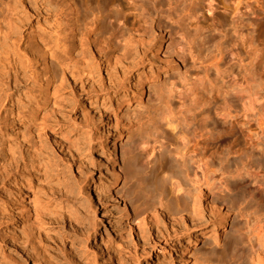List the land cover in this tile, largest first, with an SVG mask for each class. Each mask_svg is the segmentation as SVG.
Here are the masks:
<instances>
[{
    "label": "rangeland",
    "instance_id": "obj_1",
    "mask_svg": "<svg viewBox=\"0 0 264 264\" xmlns=\"http://www.w3.org/2000/svg\"><path fill=\"white\" fill-rule=\"evenodd\" d=\"M118 1L134 22L131 34L89 26L93 9L107 0H0V264H180L194 232L184 264H251L247 246L256 241L248 238L264 230V198L252 186L248 200L212 187L203 200L222 203L226 228L208 237L215 230L208 211L201 223L180 221L191 183L180 158L168 155L172 147L157 140L206 125L217 145L207 142L215 152L213 182L224 175L244 184L246 171L264 170V5L192 0L191 59L166 13L158 28L135 19L132 6L143 0ZM174 53L183 62L158 71L175 68ZM194 94L200 106L190 104ZM243 98L256 101L254 113ZM168 103L172 113L161 120L158 110ZM115 138L122 170L116 191L128 218L96 192ZM144 147L152 152L147 159ZM164 207L178 216L177 227L161 217Z\"/></svg>",
    "mask_w": 264,
    "mask_h": 264
},
{
    "label": "bare ground",
    "instance_id": "obj_2",
    "mask_svg": "<svg viewBox=\"0 0 264 264\" xmlns=\"http://www.w3.org/2000/svg\"><path fill=\"white\" fill-rule=\"evenodd\" d=\"M248 1L250 2L253 1L254 5H256L257 8L259 9L260 7L264 5V0H248ZM192 5H193L192 0H163L162 3H160V1L157 2L156 0H143L141 4L139 5L135 4L132 7L134 8V12L137 13L136 15L139 16V18H135L137 22L143 23V24L148 23L149 25L151 23V25H157V27L160 25L159 18H161L164 15V13H166L165 15L170 20V22L171 21L175 22L178 25L176 34L181 37L180 41L183 42L184 44V46L183 45L182 46L186 48V50L188 51L192 59L193 42L191 40L193 38L191 40L189 39L190 33H188L189 32L188 25H187L188 22L186 23L187 19L188 20L190 19ZM124 8L126 7H124L123 3L119 2L118 0H107L104 6L102 7L97 6L96 9H93V11H95L96 13H94L93 11L91 12L92 18L89 20L88 24L91 28L96 29V30L100 28L105 29L106 27V30H105L106 32L111 30L112 32L117 31L118 34H123V32L126 31L128 34H131L133 31V28L132 27L130 28L129 26H133L134 22L128 20V16L123 11ZM75 13L76 12L74 10L73 15ZM103 34L104 33L102 32L101 35ZM187 35H188V39H187ZM160 41L161 39L155 40L156 42V50L154 52L155 55H157L158 52H160V47H161ZM105 44H107L106 39H105ZM98 46L99 47L97 49L99 52H104L107 48L106 47L107 45L98 44ZM181 50L182 49L180 48L179 52ZM180 53H174V55L172 56L170 64H173V67L175 68L161 67L162 69H159L158 71L165 72L168 70V68H170V70L176 69V66L178 65V63L183 62L182 54ZM141 62H142V59L137 58L134 61L133 66H136L137 64ZM153 79L154 77H150L148 81L152 82ZM143 93H144V89L142 88L139 96L141 97ZM192 101L193 102H190V104L194 103V104H198L199 106L201 104V101L196 94L193 95ZM255 103L256 101L251 98H243L242 100L243 108L248 113H254ZM171 108L172 107L169 105V103L162 105L159 108L158 115L161 116V120H166L168 116L171 115L172 113ZM176 125H174L173 123L171 124L170 122L168 126L174 128ZM181 128L182 129L178 131L177 136L174 137L173 140L169 139L168 136L160 137L157 140V143H160L161 146H165V148L172 147V149L168 151L169 153L168 155L169 156L173 155L175 157L180 158L182 162V167L185 169L184 172H182L185 176L184 179H188L191 183V190L193 193L191 194L190 192V196H186L188 197L189 204L187 202L186 203L187 205L186 204H185L186 206L184 205L185 206L184 210L182 209L183 216L180 217V221L181 222H185L188 220L191 222L200 221L201 223L202 222L201 219H202L204 212L208 211L210 213V217L212 221L215 222L214 223L215 230L213 231L212 234H209L208 237L223 234L226 228V212H224L223 210L222 203H219L218 199H215L216 197L214 199H210V201L205 203V201L203 200L204 197H206L207 195L209 196L210 195L209 193L213 191L211 188L214 186H217L218 187L216 188L218 189L217 195L228 193V192L230 193L236 192L238 196L241 197L242 200H246V199L248 200L252 198L253 196H252V193L247 191V188L252 186L253 190L257 191L260 195V198L263 199L264 198V170L246 171L244 175L247 176V182L245 183L243 182L244 184H238V185H236V183L230 184L229 180L225 179L226 177L223 178L224 177L223 174H222L223 177L221 180L217 182H213L211 178V174H213L214 172H212V169H211L212 168L211 157L214 155L215 152L209 154L208 147L212 145L213 147L216 148L217 145L214 146L213 142L210 140V137L212 136L211 130L208 129L206 125H203L200 130H192V129L190 130V129H187L188 127L187 128L181 127ZM156 131L158 130L156 129ZM96 136L97 137L100 136V132L97 130H96ZM246 139L251 143V145H253L252 136L248 135L246 136ZM117 140L118 138H115L113 140L111 147L108 149L109 156L108 158H104L103 166L106 172L104 174H101V177L99 179V185L96 188V192L100 194L106 193L109 199L116 202L120 206L122 217L128 218L130 215V212H129V208L127 207L126 201L121 200V198L118 197V193L116 191V184L122 178V170L119 167V145L117 144ZM207 142H209L210 145H207ZM203 143H205L206 146H203ZM219 144H221V142ZM142 145L143 146L146 145V142L140 141L138 144H136V146H139L141 148H142ZM144 148H145L144 149L145 151L143 153V156L147 159L151 156L152 152L148 150L149 148L148 149L146 147ZM219 148H220V145L217 149ZM222 151H225V149H223ZM177 176H179V174H177ZM174 177H175L174 175L170 177L172 181H174L172 182V188L177 193H181L182 191L181 184L180 182L178 183L177 180L174 179ZM237 179L242 180L241 175ZM202 187L203 188L205 187L204 188L206 190L205 192H202L201 190ZM27 199H28L27 192H25L22 202ZM120 200H121V203H120ZM260 202L261 200L256 202V204H259ZM163 209L161 211L162 212L161 217H163V220L165 219L166 222H171L172 225H174V227H177L179 219L177 220L176 217L178 216L173 217V212L170 209L168 208H165L164 210ZM161 214H158V215L160 216ZM152 216L153 215L150 214V217ZM153 221L155 222V220ZM197 236H198L197 232L191 233L190 238L187 241L185 247L181 248L182 254L180 256V260H181L180 264H184L186 252L189 246L193 243V242L192 243L190 242V239L194 241L197 238ZM249 236L250 238H248V240H250L251 238H254L256 241V244H253L247 241V243H251L249 246H247V250L250 252L249 254L250 263L251 264H264V230H263V227L260 228L259 230L256 229L255 232H253L252 230ZM213 241L216 242L217 238L216 239L214 238L212 242ZM232 250L233 252L237 250V244L234 245ZM152 256H153V252L149 251L146 258L148 259V258H151ZM2 264H9V263L4 262ZM137 264H140V263L138 262ZM207 264H211L210 261Z\"/></svg>",
    "mask_w": 264,
    "mask_h": 264
}]
</instances>
